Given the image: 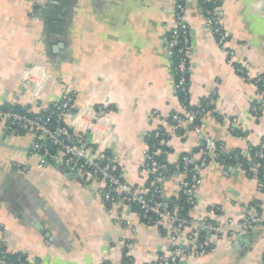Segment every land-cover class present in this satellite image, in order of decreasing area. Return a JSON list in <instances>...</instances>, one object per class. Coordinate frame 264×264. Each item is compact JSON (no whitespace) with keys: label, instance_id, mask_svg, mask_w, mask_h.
Returning a JSON list of instances; mask_svg holds the SVG:
<instances>
[{"label":"crops","instance_id":"obj_1","mask_svg":"<svg viewBox=\"0 0 264 264\" xmlns=\"http://www.w3.org/2000/svg\"><path fill=\"white\" fill-rule=\"evenodd\" d=\"M217 1L222 25L231 35L228 48L251 79L264 78V0ZM178 2L0 0V109L17 106L37 113L65 93L74 94L76 110L88 116L69 119L71 131L91 143L94 133L87 127L95 114L102 118L95 128L101 146L90 154L107 150L123 181L140 191L148 187L146 154L155 132L170 137V165L184 155L200 159L201 136L223 142L239 164L219 159L208 164L189 216L228 226L264 213L261 167L251 156L253 148L264 144V107L253 113L259 88L229 64L198 2L187 10L193 42L190 105L208 109L198 119L200 134L190 123L174 125L172 116L182 108L167 36ZM31 68L42 84L37 103L33 87L23 81ZM231 119L243 136L232 132ZM33 144L32 134H13L0 120V264L6 254H22L29 264H122L125 250L135 264H152L172 253L177 264L264 263V225L201 251L195 230L149 225L122 203L107 207L103 182L71 176L61 160L41 166ZM184 179L174 172L164 180L165 202L180 198ZM172 233L180 234L178 241H172Z\"/></svg>","mask_w":264,"mask_h":264},{"label":"built area","instance_id":"obj_2","mask_svg":"<svg viewBox=\"0 0 264 264\" xmlns=\"http://www.w3.org/2000/svg\"><path fill=\"white\" fill-rule=\"evenodd\" d=\"M199 0H179L174 14V26L167 36V48L169 54L175 59V77H176V94L181 101V113H175L172 116L174 125L181 123H190L194 130L200 134V128L197 124V116L205 114L208 106L195 109L190 105V76L192 72L191 55L193 50V42L190 26L187 21L188 8L198 3ZM207 2L216 3V0H207ZM36 6V2H34ZM38 17L35 8L34 18ZM205 25L211 35L216 39L218 45L225 50L228 62L235 71L248 81L251 79V73L245 67L236 61L235 53L228 48V42L231 37L230 33L225 30L222 25V11L219 6L206 8L204 10ZM39 69V67H38ZM37 70L31 68L23 74V81L29 83L33 89V101L37 103L40 99L41 80ZM44 78V77H43ZM258 81V80H257ZM260 81V80H259ZM75 95L65 93L60 99L55 100L43 114L31 117L27 114H21L15 111H5L0 109V120L7 121V128L13 134L18 132L30 133L34 137L33 150L39 158L41 166H45L51 162L61 160L65 167L78 176L90 178L96 183L103 182L104 187L101 189L103 202L107 207L112 208L117 204L133 206L136 208L140 219L149 225H161L164 223L172 224L177 232L186 229H193L199 235L206 236L210 240V244L218 243L226 237L235 238L250 233L256 226L264 225V213H254L248 215L239 223H231L228 226H220L212 222L203 220H194L189 213L180 215L174 209H168L167 204L162 198V184L166 178V170L162 166L161 171L156 174L151 184L152 188H146L140 191L123 181L120 173H117V167L109 156L106 155L107 150L98 156L90 154V150L94 146H101V142L96 135V126L102 121L97 114L93 116L87 130L93 135V141L87 140L85 135H75L71 132L67 121L71 118H81L88 116L82 110H76ZM264 107V89H260L258 97L253 104V113L258 115ZM231 130L236 132L240 130L238 122L231 119ZM201 136V135H200ZM203 140L202 157L197 159L191 155H184L175 163V171L185 176L180 185V190L187 196V203L193 209L198 203V194L203 185V171L212 160L220 159L226 152L223 142H218L211 138L201 136ZM161 140V133L155 132L153 141L156 143ZM165 146L169 140L163 139ZM258 148L260 150L255 154L256 159H264V144ZM54 149V150H53ZM154 153L149 150L146 154L147 163L145 169L150 170V164L155 162ZM23 172L27 168L17 166ZM190 177V178H189ZM183 209V208H182ZM210 234V236H209ZM196 235V236H197ZM180 234H173L171 239L173 242L178 241ZM190 239L196 240L194 235ZM208 243L198 242L197 246L204 251ZM156 264H177L178 256L176 253L168 256H159ZM9 264H29L27 261L19 258L17 263ZM32 264H43L41 261Z\"/></svg>","mask_w":264,"mask_h":264},{"label":"trees","instance_id":"obj_3","mask_svg":"<svg viewBox=\"0 0 264 264\" xmlns=\"http://www.w3.org/2000/svg\"><path fill=\"white\" fill-rule=\"evenodd\" d=\"M199 3L201 5V7L203 8V12H204V10L206 8H212L214 6H219V3H218L217 0H216L215 4L213 2H207V0H199ZM35 8L37 9V4H36ZM254 82L256 83V85L259 88V90L260 89H264V78H257V79L254 80ZM1 110L15 111V112H18V113H21V114H27V115H29L31 117H34V116H37V115L45 113L43 111L35 113V112L31 111V110L27 111V110L23 109L22 107H17V106L4 107V108H1ZM202 115L203 114H199L197 116V119H196L197 123H198L199 117L202 116ZM71 132L74 134L73 131H71ZM159 132L161 133V140H158L156 143L153 141V135L155 133L152 136H150V138L148 139V144H149V146L151 148V152L155 154L154 157H155V162H156V164H154V165H153V163H151L150 167H149L150 170L148 172L150 174V177H149L148 184H147L148 188L149 187L152 188L151 184H152V182L154 180V177L156 176V174L158 172L161 171L160 168L162 166L166 170V178H168L174 172H177V171H175V165H170L167 162V160H166V152L168 151V148L165 146L163 139L169 140L170 137L167 136L165 134V132H163V131H159ZM18 133H24V132H18ZM235 133L238 134V135H241V136H243V134H244L242 131L241 132L240 131H236ZM259 150H260V148H253L252 151H251V156L253 157V160L255 161V163L259 164L260 167H261L259 169L260 173H259L258 177L260 179V182H261L260 184L262 185L261 187H262V191L264 193V179L262 178L263 177L262 172L264 171L263 170V168H264V159L258 160L256 158H254L255 154ZM107 154L110 155L109 152H107L106 155ZM219 160L221 162L227 161L229 163H237V164H239L238 162H236V158L234 156L230 155V154H227V152H225L223 154V156ZM245 168L247 170L251 171V167H250V165L247 162L245 164ZM117 173H119V169L118 168H117ZM249 175H251V173ZM165 203L167 204L166 207L168 209L178 208V214L183 215V216L184 215L186 216V214H188L191 211V207L187 203V196L184 193L180 194V198L178 200L176 199V200H172L169 203H167V202H165ZM132 208H134L136 210L135 207L132 206ZM207 222H212V221H207ZM212 223H214V222H212ZM199 241L208 243V247L205 250H207L208 248L212 247V244H210V240H208L206 238V236H204V235L200 236ZM172 252H174V251H172ZM171 255H173V253ZM160 256H166V255H160ZM170 256H168V257H170ZM19 258H21L22 260L26 259L25 256L22 255V254H6L5 255V261H6L5 264L17 263ZM156 263H159V261L157 260V261L153 262L152 264H156ZM105 264H110V263H105ZM122 264H135L134 260L131 257L128 256L126 250L124 251L123 263Z\"/></svg>","mask_w":264,"mask_h":264},{"label":"water","instance_id":"obj_4","mask_svg":"<svg viewBox=\"0 0 264 264\" xmlns=\"http://www.w3.org/2000/svg\"><path fill=\"white\" fill-rule=\"evenodd\" d=\"M233 164H234V163H233ZM235 164H237V163H235ZM66 171H67V173L70 174L71 176H73V177H77V174L72 173L69 169H67ZM209 236H210V234H209Z\"/></svg>","mask_w":264,"mask_h":264}]
</instances>
